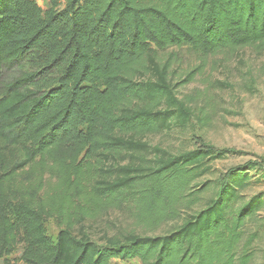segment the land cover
I'll list each match as a JSON object with an SVG mask.
<instances>
[{"label":"trees","instance_id":"obj_1","mask_svg":"<svg viewBox=\"0 0 264 264\" xmlns=\"http://www.w3.org/2000/svg\"><path fill=\"white\" fill-rule=\"evenodd\" d=\"M63 1L45 11L34 0H0V71L39 69L10 82L0 74V260L23 243V264H251L258 233L244 240V227L264 203L240 205L244 169L230 170L194 212L208 188L199 181L231 150L202 142L174 156L144 137L186 128L196 101L207 103L197 91L179 98L201 69L176 83L174 49L204 59L264 50V0ZM132 207L146 235L106 234L99 245L76 232ZM180 220L164 236L148 235Z\"/></svg>","mask_w":264,"mask_h":264},{"label":"rangeland","instance_id":"obj_2","mask_svg":"<svg viewBox=\"0 0 264 264\" xmlns=\"http://www.w3.org/2000/svg\"><path fill=\"white\" fill-rule=\"evenodd\" d=\"M34 1L45 11L51 8L50 0ZM59 1V9L62 10L65 2ZM174 50L180 55L179 64L173 68L176 83L180 81V77L184 81L189 72L201 69L191 83L177 89L179 98L183 99L184 96L197 91L206 95L204 97L207 103L202 100L196 101L194 116L186 128L173 124L160 134L144 137V141L151 147H159L174 156L193 151L202 142L218 149L231 150L227 158L214 161L212 172L199 181L198 185L205 184L208 188L202 195V203L194 212L206 208L210 200L220 191L222 178L237 167L244 169L240 173L247 175L250 180L248 188L241 193L243 199L240 205H245L255 198L264 203V168L248 167L249 162H264V50L250 47L240 49L233 54H219L205 59L187 48ZM35 65V62H29L12 70H1L3 82H10L24 72L38 71ZM48 78L42 75L44 80L40 81L39 86L44 85ZM221 83L223 88L220 87ZM136 213L134 207L125 211H115L96 221L87 222L83 229L78 226L76 232L83 230L99 245L104 244L103 239L106 234L114 235L132 229L145 234L142 228L136 227ZM184 220L165 224L148 235L164 236L181 227ZM46 227L48 236L56 242L60 232L56 222L50 220ZM244 229L246 232L244 240L251 232L258 233V239L253 244L255 251L251 264H264V205L258 211L256 219L246 223ZM24 246L25 244L22 243L16 253L0 260V264H23L19 258ZM111 264H141V262L114 259Z\"/></svg>","mask_w":264,"mask_h":264}]
</instances>
